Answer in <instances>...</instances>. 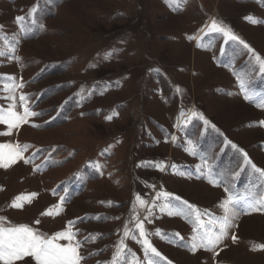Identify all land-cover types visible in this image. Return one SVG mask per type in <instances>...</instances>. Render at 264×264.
Masks as SVG:
<instances>
[{
  "label": "rangeland",
  "instance_id": "rangeland-1",
  "mask_svg": "<svg viewBox=\"0 0 264 264\" xmlns=\"http://www.w3.org/2000/svg\"><path fill=\"white\" fill-rule=\"evenodd\" d=\"M213 20L264 58L261 0H0V108L22 114L26 95L30 110L44 113L0 136L28 144L32 156L0 169V216L49 236L74 221L75 239L88 238L82 264H151L135 224L152 207L145 228L166 258L160 264H264V250H251L264 244L260 212L234 222L237 242L226 238L215 259L189 251L199 234L218 230L201 214L223 215L224 185L212 176L231 181L237 207L264 197V177L242 155L264 170V74L239 43L212 31ZM201 169L212 176L199 178ZM30 193L31 203L9 207ZM46 209L53 215L41 216Z\"/></svg>",
  "mask_w": 264,
  "mask_h": 264
},
{
  "label": "snow or ice",
  "instance_id": "snow-or-ice-1",
  "mask_svg": "<svg viewBox=\"0 0 264 264\" xmlns=\"http://www.w3.org/2000/svg\"><path fill=\"white\" fill-rule=\"evenodd\" d=\"M167 2V0H166ZM180 0H177L179 3ZM264 2V0H261ZM36 8H32L29 10V15H33L36 12ZM18 24H23L26 17L18 16L15 18ZM245 19H248L245 17ZM254 23H259L260 21H252ZM42 27V25H41ZM211 29L214 33L222 34L223 38L226 41L232 43H239L243 49H246L247 55L252 57V60L255 62V66L253 71H255V67L258 66L261 74H264V58H261L259 54H257L251 46L245 41L239 39L236 35L233 34L232 30L226 28L221 24H218L215 20H213L211 24ZM23 87V85H21ZM243 90V85H241ZM5 99H12L11 97H4ZM20 104L23 107L22 114H18L16 111H12L11 109L14 105H9V110L5 111L3 108H0V125H6V131H0V136H11L13 129H19L20 126L24 123L28 122L29 117H38L43 115L44 113H37L35 111H31L27 106V101L30 97L26 95L20 96ZM245 99L248 97L245 95ZM195 116V113H193ZM54 119V117H53ZM205 125H208V121L203 119ZM261 126H264V121L260 122ZM33 127L40 128L42 125L34 124ZM214 127V126H213ZM225 143H229L225 141ZM29 145H12L9 143H0V169H9L13 165L18 163H23L28 165L31 163L32 156H25L24 153L29 150ZM231 148L238 149V146L234 143L231 144ZM192 155H196L195 152ZM244 161L252 167L255 173L259 174L261 177H264V170L256 167L255 164L251 162L246 153H242ZM139 166V165H138ZM161 171H164L162 165H156ZM38 170V169H37ZM200 176L199 178H203L205 176H212L211 170H199ZM188 175H191L190 173ZM239 173L234 174L238 176ZM213 186L224 185V191L226 193V199L221 201L220 207L223 209V215L212 217L211 214L205 212L201 215H209L210 219L208 221L209 224L214 225L218 230L213 231L211 228L204 231L202 234H199V242L193 241L189 251L193 254L197 251V248L204 249L206 251L213 253V258L219 255L217 251L218 246H220L226 238H231L233 243H236L238 237L235 233L231 232L233 227H238V224L234 222L238 220L243 215H251L255 212H260L264 214V197L259 200L249 199L244 204V206L237 207L238 204L241 203V197L235 193L230 186L231 181L227 180V177L224 176L222 178H217L212 176L209 181ZM35 193L30 194H20L17 195L9 205L11 208L20 209L23 207L25 202L31 203L32 198L35 196ZM163 197L166 200H175L178 202H182L185 204L187 208L190 210L198 211L194 208V206L188 204L187 201H182V198L179 196H173L170 193L164 192ZM138 199V202L141 206L146 204V201L142 199ZM61 202H66V197H61ZM170 205L166 204L164 207L160 208V211H165ZM147 215L144 216L143 220H138L135 224L136 229L139 231V243L143 253L149 257L151 264H160V261L166 260L162 256V254L153 246L148 238L151 234L145 228V221L147 223H152V220L149 218L152 215V207H148ZM169 215L173 214L171 212ZM181 213L177 212L175 215H180ZM52 212L47 209L41 213V216H52ZM35 224H40V219L34 221ZM74 221L66 222V226L63 230L57 231L51 236L46 233H42L39 229L30 227L26 224L12 225L7 221L6 217L0 216V264H17L18 261L24 262V264H82L83 260L91 258V255L85 256L81 254V247L84 243L87 242L88 238L86 237L84 240H76L77 231H73L72 226L74 225ZM194 232L199 233L200 228H194ZM155 235H161V230L157 229L154 233ZM177 235L178 234H174ZM129 236L128 232L124 233V238ZM124 238H122L118 242V251L123 254V251L126 248L124 245ZM61 241H67V243H61ZM227 245H225L226 247ZM251 250L258 251L264 250V244L256 245ZM97 253H93L95 255ZM152 256L158 258L157 260H152ZM25 258H31L30 261L25 260ZM119 257H114L112 264H118ZM98 264H105V262H99ZM129 264H132L130 261ZM135 264H139V261H136ZM167 264H171V262H167Z\"/></svg>",
  "mask_w": 264,
  "mask_h": 264
}]
</instances>
